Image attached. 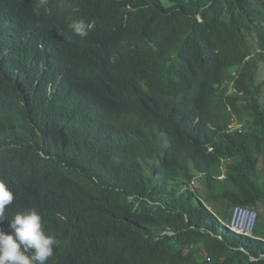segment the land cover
I'll return each instance as SVG.
<instances>
[{
	"label": "trees",
	"instance_id": "16d2710c",
	"mask_svg": "<svg viewBox=\"0 0 264 264\" xmlns=\"http://www.w3.org/2000/svg\"><path fill=\"white\" fill-rule=\"evenodd\" d=\"M0 35L6 230L36 209L47 264H264V0H0Z\"/></svg>",
	"mask_w": 264,
	"mask_h": 264
},
{
	"label": "clouds",
	"instance_id": "9594fccd",
	"mask_svg": "<svg viewBox=\"0 0 264 264\" xmlns=\"http://www.w3.org/2000/svg\"><path fill=\"white\" fill-rule=\"evenodd\" d=\"M70 28L75 35L85 38L89 34L91 25L84 20H79L72 23ZM31 32V29L24 22L7 17V33L9 36L25 40ZM3 38L4 36L0 35V39ZM3 56H6V52L3 53ZM195 184L196 181L192 183V187ZM13 200L14 194L8 187L6 179H0V264H47L48 259L54 254V249L59 245V240L54 234L48 235L45 233L42 216L34 208L18 212L8 222L6 230L3 227L6 220L4 213L6 207ZM230 221L226 225L227 227Z\"/></svg>",
	"mask_w": 264,
	"mask_h": 264
},
{
	"label": "built area",
	"instance_id": "2783aa9c",
	"mask_svg": "<svg viewBox=\"0 0 264 264\" xmlns=\"http://www.w3.org/2000/svg\"><path fill=\"white\" fill-rule=\"evenodd\" d=\"M258 212L250 207L237 206L233 210L228 227L235 233L252 236L258 224Z\"/></svg>",
	"mask_w": 264,
	"mask_h": 264
},
{
	"label": "rangeland",
	"instance_id": "374dc122",
	"mask_svg": "<svg viewBox=\"0 0 264 264\" xmlns=\"http://www.w3.org/2000/svg\"><path fill=\"white\" fill-rule=\"evenodd\" d=\"M163 1H164V3H165V2H170V0H163ZM260 69H261V66H260ZM261 72H262V73H261ZM261 72H260V75H259V77H258V80H259V81L262 79V77H263V75H264V66H263ZM263 101H264V95H263V97H262V102H263ZM147 172L149 173L150 170L148 169ZM193 187H194V189L198 192V195H199V196H203V195H204V193H205V187H204L203 182H202L201 179L196 180V184H195ZM257 233H260V229L258 230Z\"/></svg>",
	"mask_w": 264,
	"mask_h": 264
},
{
	"label": "bare ground",
	"instance_id": "6f19581e",
	"mask_svg": "<svg viewBox=\"0 0 264 264\" xmlns=\"http://www.w3.org/2000/svg\"><path fill=\"white\" fill-rule=\"evenodd\" d=\"M259 215V214H258Z\"/></svg>",
	"mask_w": 264,
	"mask_h": 264
}]
</instances>
